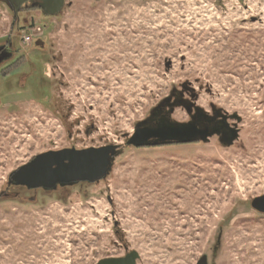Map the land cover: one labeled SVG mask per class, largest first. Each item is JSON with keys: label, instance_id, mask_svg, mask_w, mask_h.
<instances>
[{"label": "rangeland", "instance_id": "374dc122", "mask_svg": "<svg viewBox=\"0 0 264 264\" xmlns=\"http://www.w3.org/2000/svg\"><path fill=\"white\" fill-rule=\"evenodd\" d=\"M18 16L30 24L0 2V42L13 38L34 68L11 92L0 76V194L13 196L10 173L39 153H121L65 200L1 198L0 264H95L131 251L136 264H264V213L250 205L264 194V0H63L56 13ZM165 99L154 119L172 109V122H189L181 100L207 119L218 110L212 123L225 115L237 139L127 144Z\"/></svg>", "mask_w": 264, "mask_h": 264}, {"label": "water", "instance_id": "95a60500", "mask_svg": "<svg viewBox=\"0 0 264 264\" xmlns=\"http://www.w3.org/2000/svg\"><path fill=\"white\" fill-rule=\"evenodd\" d=\"M21 2L22 0H0ZM51 7L49 13H56L62 6L63 0H47ZM169 99L163 100L152 111L148 119L136 124L134 132L129 135L127 144L136 147L146 145H162L167 143H188L196 140L206 142L212 135L220 136V141L225 145H232L238 137V128L230 127L226 122L227 117L222 115L221 125H214L212 119L219 115L215 111L211 119L195 108L192 114V105L179 100L190 115L189 122H172L170 113L172 109L164 112L160 119H154V115L164 110ZM233 117L237 121L240 118ZM148 124V125H146ZM121 153L118 145L108 144L100 147H88L83 149L63 148L48 150L35 155L25 164L12 171L8 181L13 184L24 185L27 188L54 189L59 186H70L77 182L94 183L105 178L112 168V163ZM251 207L264 213V194L252 199ZM216 255V250L213 251ZM138 255L135 251L127 253L123 257H110L100 259L95 264H136ZM196 264H207L205 257H201Z\"/></svg>", "mask_w": 264, "mask_h": 264}, {"label": "flooded vegetation", "instance_id": "af4514ba", "mask_svg": "<svg viewBox=\"0 0 264 264\" xmlns=\"http://www.w3.org/2000/svg\"><path fill=\"white\" fill-rule=\"evenodd\" d=\"M2 3H4L6 7H8L12 11L13 19L15 20L14 22H20L21 28H24L28 24H30V21L28 22L26 19L22 18L23 16L19 17V14L27 15L33 14L34 12L46 14L49 13V9L52 8L51 4L49 5L47 0H22L21 2L9 1V3ZM20 27L18 26L17 29H19ZM17 34L19 36V33ZM31 44L34 47L39 48V50H42V52L45 49V43L40 38H34L33 40H31ZM32 62L33 61L28 58H23V54L19 47H17L15 41H13V38L0 42V76L2 75L4 78H8L6 79L4 84L6 88H8V91H5H13L10 88H13L14 86H17L18 88L25 86L28 79L33 75V70H31L34 69L32 68ZM5 93H2L0 95V101L2 97L5 96ZM215 120L216 119H212L211 121L215 123ZM7 194L8 193L3 192L2 196L5 197L7 196Z\"/></svg>", "mask_w": 264, "mask_h": 264}, {"label": "trees", "instance_id": "16d2710c", "mask_svg": "<svg viewBox=\"0 0 264 264\" xmlns=\"http://www.w3.org/2000/svg\"><path fill=\"white\" fill-rule=\"evenodd\" d=\"M1 2V1H0ZM21 31H17V33H20ZM33 70V69H31ZM42 80V79H41ZM31 87L34 85V83H31ZM43 104L46 105L45 102L41 101ZM95 183V182H94ZM94 183H88V182H77L75 184H72L70 186H59L57 185L54 189H50V190H45L41 187L39 188H27L24 185H17V184H13L12 182H9L7 180V185H6V191L8 192L9 190H11V192L13 193L14 196H10V197H3L2 193L0 194V199L1 198H12L13 200L18 199L19 197H24L26 198L27 202H31V203H36L35 201H37V196H51V195H55L57 199L59 200H65L66 197L69 196V194L71 193V189L74 187H88ZM5 191V190H4ZM84 195V194H83Z\"/></svg>", "mask_w": 264, "mask_h": 264}, {"label": "built area", "instance_id": "2783aa9c", "mask_svg": "<svg viewBox=\"0 0 264 264\" xmlns=\"http://www.w3.org/2000/svg\"><path fill=\"white\" fill-rule=\"evenodd\" d=\"M37 30H38V28H36ZM22 40H23V42H25V43H30L31 42V40H32V36H28V35H22Z\"/></svg>", "mask_w": 264, "mask_h": 264}]
</instances>
